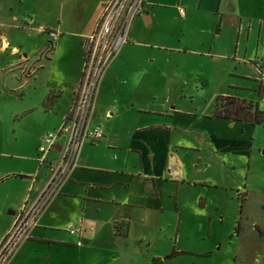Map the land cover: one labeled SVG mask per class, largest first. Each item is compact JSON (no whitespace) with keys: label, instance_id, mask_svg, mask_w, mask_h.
Returning a JSON list of instances; mask_svg holds the SVG:
<instances>
[{"label":"rangeland","instance_id":"obj_1","mask_svg":"<svg viewBox=\"0 0 264 264\" xmlns=\"http://www.w3.org/2000/svg\"><path fill=\"white\" fill-rule=\"evenodd\" d=\"M69 11L67 0H0V34L9 41L8 50L0 51V151L15 155L2 159L16 173L39 171L34 143L59 123V116L45 114L36 103L57 85L60 70L77 63V57L72 59L77 50L61 45L49 63L54 40L42 26H57L59 20L65 25ZM163 56L155 71L145 70L139 90L131 82L126 85L134 76H123L114 83H123L126 90L113 84L106 98L96 94L91 118L104 137L83 146L79 159L88 158L94 170H85L81 179L115 182L116 197L144 195L143 208L131 210L127 238L120 240L129 254L143 246L146 255L173 253L160 264H264V123L213 115L219 94L234 93V85L243 82L223 60L214 64L207 59L200 68L186 60L174 67ZM261 105L264 110V99ZM172 155L181 164L180 175L163 168L162 159ZM117 242L107 234L94 248ZM94 248L80 257L81 264L112 260L114 253Z\"/></svg>","mask_w":264,"mask_h":264},{"label":"crops","instance_id":"obj_2","mask_svg":"<svg viewBox=\"0 0 264 264\" xmlns=\"http://www.w3.org/2000/svg\"><path fill=\"white\" fill-rule=\"evenodd\" d=\"M67 3L70 11L65 25L59 20L57 26H42L48 28L50 37L51 32L56 33V39L52 37L54 47L49 63L55 60L61 45H65V49L77 50L72 58L77 57V63L73 64L72 69L64 67L60 70L56 75L57 85L49 86L41 101L36 103L42 106L45 114L54 113L60 117L53 130L60 127L71 107L83 63V39L95 28L104 6V0H67ZM179 8L184 9L183 15L179 13ZM25 27L34 29L27 24ZM42 27L37 28L38 34H41ZM8 42L7 35L1 33L0 51L8 50ZM17 50L15 46L12 48L13 53ZM162 55L166 65L174 67L186 60L192 68L202 67L207 59L214 64L218 59L223 60L224 67L232 69L243 82L234 85V93H222L219 96L252 102L258 110L264 111L261 105V100L264 99V0H143V12L135 19L128 42L111 61L102 78L99 87L102 88L99 93L102 98L97 91L99 100L106 98L114 86H119L114 82H119L123 76L127 79L134 76L127 80L129 83L125 81L126 85L131 82L133 88L139 90V86L145 82V70L155 71L154 64L160 61ZM249 67L257 74L251 75ZM121 86L126 90L123 83ZM249 92L257 94V97L253 98ZM123 97L128 98V93H124ZM33 109L37 107L25 109L22 113L26 114ZM94 109L95 105L93 112ZM107 115H111L108 110L105 113L108 118ZM46 132L42 131L34 143L36 155L38 144ZM94 143L96 142H86L82 148ZM56 148L58 150L59 146ZM51 154L49 158L56 156V152ZM5 155L12 158L14 154L0 151V241L11 227L14 215L38 195L49 172L48 165L40 163L36 173H16L11 171V163L5 165L8 163L7 158L3 162L2 157ZM79 158L60 192L49 202L37 225L32 228L29 238L21 244L8 264H71L72 261L81 264L80 257L88 253V249L94 248L96 243L103 244L107 234L118 241L117 245L94 249H108L114 253L108 264H115L114 262L122 259L127 264L165 263L173 253L166 257L149 253L146 255L141 246L139 249H132V254H129L126 252L127 243L120 242L129 234L131 210L143 208L144 201L140 200H145L144 195L141 198L138 195L137 199V196L132 199L116 197L118 188L111 180L83 181L81 176L84 171L94 169L88 163V158ZM162 161L165 170L170 167L169 174L182 173L181 164L177 165L174 155L169 158L167 156ZM42 167L45 170L41 172ZM121 186L127 189L124 184ZM123 189H119L122 194ZM108 193L110 197L106 196ZM12 211L13 214L10 213ZM79 222V234L67 231L69 225ZM82 241L87 244L85 247Z\"/></svg>","mask_w":264,"mask_h":264},{"label":"built area","instance_id":"obj_3","mask_svg":"<svg viewBox=\"0 0 264 264\" xmlns=\"http://www.w3.org/2000/svg\"><path fill=\"white\" fill-rule=\"evenodd\" d=\"M142 12L143 0H104L95 28L83 39V63L71 107L60 127L46 132L37 147V161L49 168L46 181L38 195L14 215L11 227L0 241V264H8L29 238L40 215L76 166L82 145L103 139L102 128L91 118L96 94L109 64L128 42L132 25ZM179 13L183 15L184 9L179 8ZM50 35L56 39L55 32ZM53 152L56 156L49 158ZM67 231L79 234L80 222L69 225Z\"/></svg>","mask_w":264,"mask_h":264},{"label":"trees","instance_id":"obj_4","mask_svg":"<svg viewBox=\"0 0 264 264\" xmlns=\"http://www.w3.org/2000/svg\"><path fill=\"white\" fill-rule=\"evenodd\" d=\"M213 115L234 121L252 122V124L264 123V111L258 110L252 102L234 97L218 96L213 105ZM180 252L182 251L178 253Z\"/></svg>","mask_w":264,"mask_h":264},{"label":"water","instance_id":"obj_5","mask_svg":"<svg viewBox=\"0 0 264 264\" xmlns=\"http://www.w3.org/2000/svg\"><path fill=\"white\" fill-rule=\"evenodd\" d=\"M11 214H13V211L12 212H10Z\"/></svg>","mask_w":264,"mask_h":264}]
</instances>
